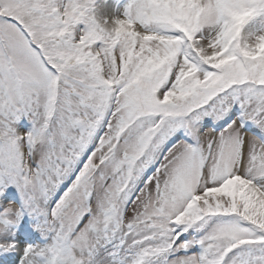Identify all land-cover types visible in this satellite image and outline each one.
Instances as JSON below:
<instances>
[{"label":"snow or ice","instance_id":"snow-or-ice-1","mask_svg":"<svg viewBox=\"0 0 264 264\" xmlns=\"http://www.w3.org/2000/svg\"><path fill=\"white\" fill-rule=\"evenodd\" d=\"M197 3L0 0L5 264H264V57Z\"/></svg>","mask_w":264,"mask_h":264},{"label":"clouds","instance_id":"clouds-1","mask_svg":"<svg viewBox=\"0 0 264 264\" xmlns=\"http://www.w3.org/2000/svg\"><path fill=\"white\" fill-rule=\"evenodd\" d=\"M196 7L199 10L194 22L201 29L216 31L222 19L226 18L234 30V39L240 41L244 48L241 54L248 51L254 58L264 57V36L257 38L254 34L244 33L246 26L258 15L264 13V3L260 0H198ZM103 19V16L100 15ZM109 29L114 24H108ZM207 53V49H204Z\"/></svg>","mask_w":264,"mask_h":264},{"label":"rangeland","instance_id":"rangeland-1","mask_svg":"<svg viewBox=\"0 0 264 264\" xmlns=\"http://www.w3.org/2000/svg\"><path fill=\"white\" fill-rule=\"evenodd\" d=\"M103 1L110 2V6L112 5L113 7L114 16H122L130 2V0H95L96 10L97 7H99V4ZM226 22H228L226 18L222 19L220 27L214 32L218 33L221 31ZM244 33L254 34L257 38L264 36V13L258 15L254 20H252L244 29ZM20 123L26 124L28 122L27 120L22 119ZM22 204L23 200L20 195V191L15 186H9L0 191V212H3L8 206L20 208L22 207ZM26 213V218L20 217L19 223L10 225L6 232L2 234H10V242L14 243L17 248L21 250L29 245H44L49 242V240H46L40 231V226L44 223V217L35 213ZM15 255L16 253L14 252L0 251V264H5L6 258H11ZM16 264H20L19 259L16 260Z\"/></svg>","mask_w":264,"mask_h":264},{"label":"bare ground","instance_id":"bare-ground-1","mask_svg":"<svg viewBox=\"0 0 264 264\" xmlns=\"http://www.w3.org/2000/svg\"><path fill=\"white\" fill-rule=\"evenodd\" d=\"M97 11L101 16L112 17L115 15L113 12V7L112 5L110 6V2L108 1H103L101 4H99V7H97Z\"/></svg>","mask_w":264,"mask_h":264}]
</instances>
